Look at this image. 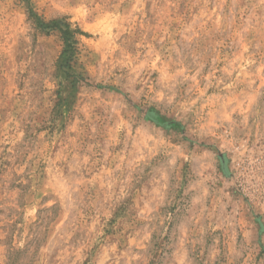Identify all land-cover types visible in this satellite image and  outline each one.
<instances>
[{
	"label": "rangeland",
	"instance_id": "rangeland-1",
	"mask_svg": "<svg viewBox=\"0 0 264 264\" xmlns=\"http://www.w3.org/2000/svg\"><path fill=\"white\" fill-rule=\"evenodd\" d=\"M0 264H264V0H0Z\"/></svg>",
	"mask_w": 264,
	"mask_h": 264
}]
</instances>
